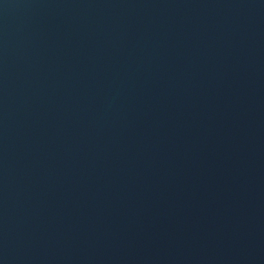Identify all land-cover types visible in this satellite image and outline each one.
Instances as JSON below:
<instances>
[{
    "label": "water",
    "instance_id": "obj_1",
    "mask_svg": "<svg viewBox=\"0 0 264 264\" xmlns=\"http://www.w3.org/2000/svg\"><path fill=\"white\" fill-rule=\"evenodd\" d=\"M0 264H264V0H0Z\"/></svg>",
    "mask_w": 264,
    "mask_h": 264
}]
</instances>
